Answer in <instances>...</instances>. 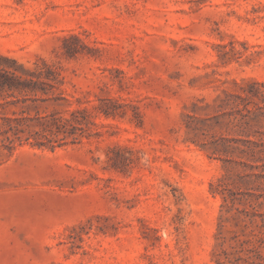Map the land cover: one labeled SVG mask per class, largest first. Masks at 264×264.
Returning <instances> with one entry per match:
<instances>
[{"label":"rangeland","instance_id":"rangeland-1","mask_svg":"<svg viewBox=\"0 0 264 264\" xmlns=\"http://www.w3.org/2000/svg\"><path fill=\"white\" fill-rule=\"evenodd\" d=\"M0 55L93 121L0 153V264H264V180L232 150L238 96L264 133V0H0Z\"/></svg>","mask_w":264,"mask_h":264},{"label":"trees","instance_id":"trees-1","mask_svg":"<svg viewBox=\"0 0 264 264\" xmlns=\"http://www.w3.org/2000/svg\"><path fill=\"white\" fill-rule=\"evenodd\" d=\"M35 65L37 70H32L15 58L0 55V153L12 152L17 144L24 143L55 150L92 136L91 113L87 108L69 109L72 102L60 89L64 82L61 74L45 61L42 65L38 62ZM261 86L264 87V84ZM238 98L243 102L239 113L246 126L243 133L247 138L233 140L236 146H232V150L254 162V165L239 162L252 170H259L250 174L253 181L264 180V133L247 131V128L251 129L253 122L258 121L260 107L251 102L253 96ZM261 101L264 102V98ZM252 103L254 108H249ZM101 110L107 116L110 115L105 109ZM252 135L258 139H251ZM225 161L234 163L233 160ZM219 193L228 203V196L222 191ZM249 196L258 201V207L264 206V200L259 201L264 199V193L258 196L249 193Z\"/></svg>","mask_w":264,"mask_h":264}]
</instances>
